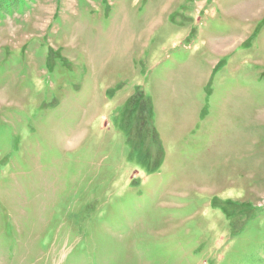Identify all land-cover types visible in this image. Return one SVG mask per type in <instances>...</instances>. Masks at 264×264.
I'll use <instances>...</instances> for the list:
<instances>
[{"label":"rangeland","instance_id":"rangeland-1","mask_svg":"<svg viewBox=\"0 0 264 264\" xmlns=\"http://www.w3.org/2000/svg\"><path fill=\"white\" fill-rule=\"evenodd\" d=\"M18 1L0 264H264V0Z\"/></svg>","mask_w":264,"mask_h":264},{"label":"trees","instance_id":"trees-1","mask_svg":"<svg viewBox=\"0 0 264 264\" xmlns=\"http://www.w3.org/2000/svg\"><path fill=\"white\" fill-rule=\"evenodd\" d=\"M6 1H9L10 3V6L12 9H14L17 5H18V0H6ZM132 105H135V101H134V98H132L129 102H128V106L129 107H132ZM134 108L130 109V110H133ZM148 112H150V108L148 107Z\"/></svg>","mask_w":264,"mask_h":264}]
</instances>
